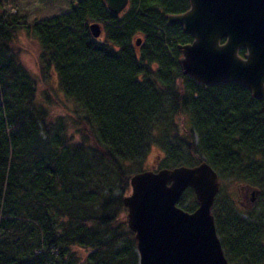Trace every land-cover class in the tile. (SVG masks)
Returning <instances> with one entry per match:
<instances>
[{"label": "trees", "instance_id": "obj_1", "mask_svg": "<svg viewBox=\"0 0 264 264\" xmlns=\"http://www.w3.org/2000/svg\"><path fill=\"white\" fill-rule=\"evenodd\" d=\"M3 4L0 264H138L121 213L153 146L163 155L153 172L206 162L219 180L264 197V101L237 84L204 87L182 75L178 47L192 39L166 17L186 12L188 0H129L118 17L103 0H76L68 13L31 24ZM92 23L102 39L92 37ZM19 33L35 40L43 78L56 77L74 105L68 122L51 119L39 100L15 51ZM184 116L188 129L177 122ZM222 194L212 215L227 261L264 264V222L239 217L229 197L220 222Z\"/></svg>", "mask_w": 264, "mask_h": 264}, {"label": "water", "instance_id": "obj_2", "mask_svg": "<svg viewBox=\"0 0 264 264\" xmlns=\"http://www.w3.org/2000/svg\"><path fill=\"white\" fill-rule=\"evenodd\" d=\"M103 2L116 17L129 5V0ZM188 4L186 12L166 17L169 26L180 27L192 39L178 47L182 75L204 87L237 84L255 100L264 101V0H188ZM89 31L94 39L102 34L97 23ZM129 186L123 205L135 234L139 264H229L212 215L219 178L206 162L144 171L133 175ZM188 189L198 203L192 213L177 206Z\"/></svg>", "mask_w": 264, "mask_h": 264}, {"label": "rangeland", "instance_id": "obj_3", "mask_svg": "<svg viewBox=\"0 0 264 264\" xmlns=\"http://www.w3.org/2000/svg\"><path fill=\"white\" fill-rule=\"evenodd\" d=\"M75 1L76 0H4L3 8L10 13L17 14L21 18L23 17L26 20L27 24H31L36 21H41L68 13L70 5ZM102 37L103 32L99 39H102ZM137 42H139L140 45L139 39L136 41V44ZM14 44L15 51L19 57L20 62L28 70V72L31 73V75L37 82L36 86L39 94V100L43 102V105H46L45 107L49 111L50 118H61L62 120H66L68 122L73 116H75V107L59 92L56 77L48 75L49 78L51 77L50 79L43 78L41 65L39 62V47L35 40L33 38H29V36L23 33H19ZM177 122L178 124H181L179 122H182L185 125L186 129L190 128L188 117H180L178 118ZM195 142H197V140ZM161 159H163L161 151L158 147L153 146L148 157L145 160V165L143 166L144 171H152L159 168L161 166ZM219 183L220 192H223V194L221 196L222 199H220L218 206H216L215 208V211L220 218V222H222V216L223 214L225 215L227 210L225 209V204L228 202L224 201V198L226 197H229V199L233 202L232 208H236L238 212L237 215L239 217L245 220H249L251 223L255 220L258 221L260 219H262V221L264 222V197L260 198V190L258 188L252 187L248 184H244L243 182L241 183L232 181L227 178L220 179ZM249 188H252L254 190L248 191ZM186 192L187 190L181 196L183 204L179 208H181L182 210L187 209L189 206L191 207L194 202L197 203L195 195ZM121 217L122 220L126 221L127 223L126 208L125 212L121 213ZM251 217H253L254 220ZM130 232L133 234L134 240L135 234L131 230ZM73 251L77 253L78 256L82 258V260L86 257L85 252H83L82 250L73 249Z\"/></svg>", "mask_w": 264, "mask_h": 264}, {"label": "flooded vegetation", "instance_id": "obj_4", "mask_svg": "<svg viewBox=\"0 0 264 264\" xmlns=\"http://www.w3.org/2000/svg\"><path fill=\"white\" fill-rule=\"evenodd\" d=\"M250 190H254V189H252V188H249V189H248V191H250ZM253 193H254V192H253ZM252 201H253V200H252Z\"/></svg>", "mask_w": 264, "mask_h": 264}]
</instances>
